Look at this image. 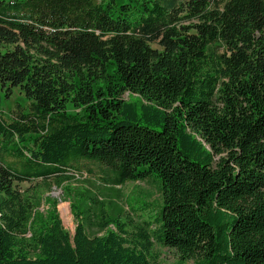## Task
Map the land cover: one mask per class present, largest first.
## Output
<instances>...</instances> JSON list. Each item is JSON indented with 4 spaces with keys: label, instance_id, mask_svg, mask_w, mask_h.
Here are the masks:
<instances>
[{
    "label": "trees",
    "instance_id": "obj_1",
    "mask_svg": "<svg viewBox=\"0 0 264 264\" xmlns=\"http://www.w3.org/2000/svg\"><path fill=\"white\" fill-rule=\"evenodd\" d=\"M0 85V264H264V0H0ZM89 165L161 203L17 188Z\"/></svg>",
    "mask_w": 264,
    "mask_h": 264
},
{
    "label": "rangeland",
    "instance_id": "obj_2",
    "mask_svg": "<svg viewBox=\"0 0 264 264\" xmlns=\"http://www.w3.org/2000/svg\"><path fill=\"white\" fill-rule=\"evenodd\" d=\"M125 98L128 99L127 94L125 95ZM17 104L21 106H27L29 104L24 92L20 88H12L9 92L7 87L0 85V110L4 113L6 118H10L11 115H13L12 110H14ZM88 168H92L95 174L90 175L86 172L87 168H85V171L83 173L77 174L75 180L72 182L61 187L53 186L51 190H46L44 187H42L40 184L41 182L39 185L38 182L33 184H31V182H20L17 183V188L26 194H33L35 191L33 189L37 188L36 198L41 199L39 211L44 213H46L49 208V205L46 201L47 198L51 197L50 199L58 201L57 210L62 220L63 226L72 234L75 231L77 221L73 214L72 203L74 201L69 195V189L73 192L81 190L82 192L88 193L93 197H98L99 200H114L118 204L124 206L125 210H127V203L135 206L138 200L147 201L151 205H159V203L162 201L161 197L156 193V191L153 190L148 184L143 182H129L124 186L106 187L103 184L101 178H99L97 175L98 169L94 168V165H89ZM148 193L152 194V196H149ZM118 194L119 197L117 196ZM133 218L135 220L137 219L135 216H133ZM93 223V225H89L87 227L88 233L91 236L102 235L104 231H102L100 227L96 225L97 221ZM155 252L159 253L160 255L158 264H177L178 254L174 249L156 247Z\"/></svg>",
    "mask_w": 264,
    "mask_h": 264
}]
</instances>
